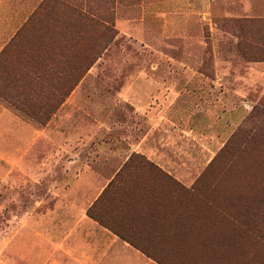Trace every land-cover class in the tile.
I'll return each mask as SVG.
<instances>
[{
    "label": "rangeland",
    "instance_id": "374dc122",
    "mask_svg": "<svg viewBox=\"0 0 264 264\" xmlns=\"http://www.w3.org/2000/svg\"><path fill=\"white\" fill-rule=\"evenodd\" d=\"M49 1L0 0V264H82L95 217L264 264V0Z\"/></svg>",
    "mask_w": 264,
    "mask_h": 264
},
{
    "label": "crops",
    "instance_id": "0c3cea01",
    "mask_svg": "<svg viewBox=\"0 0 264 264\" xmlns=\"http://www.w3.org/2000/svg\"><path fill=\"white\" fill-rule=\"evenodd\" d=\"M91 210H92L91 208L88 210L89 215L92 214V212H90ZM91 220L92 222L94 221L93 222L94 224L93 223H88V224H90L89 225L90 228H94V229L92 231L93 233L90 232L91 233L90 239L94 237L93 241H95V244L92 245H95V248L92 251H90L89 254L86 253V256L82 264H162L160 261L157 260L156 257L153 256L154 254L152 252H155L154 247H150L149 245H142V243L140 246H137L135 245V243H132L133 244L132 245L127 242H124L120 240L121 238L118 234H113L112 232H110L108 229H111L113 227H111L110 225H106L102 221L104 223L103 225L99 217L98 218L95 217V219L91 218ZM97 223L105 228L102 227L101 228L102 231L98 230L97 227L93 226ZM82 224L85 225L84 222H82ZM94 230H96V232H94ZM105 231L110 235L105 233ZM92 234L93 236H91ZM141 234L142 233H137L138 237L147 234L148 236L151 237L159 236L156 232L154 233L143 232V234L142 235ZM84 237L85 236H82L80 234L79 238H77V242L81 241L82 238ZM84 245L85 243L81 244L82 247H84Z\"/></svg>",
    "mask_w": 264,
    "mask_h": 264
},
{
    "label": "trees",
    "instance_id": "16d2710c",
    "mask_svg": "<svg viewBox=\"0 0 264 264\" xmlns=\"http://www.w3.org/2000/svg\"><path fill=\"white\" fill-rule=\"evenodd\" d=\"M54 0H50L49 2H53ZM74 2L75 3H77L78 4V0H74ZM84 17H86V16H84ZM87 18V17H86ZM64 45H66V44H64ZM73 47V46H72ZM74 48V47H73ZM78 49H77V47L76 48H74L72 51H77ZM51 57H53V56H51ZM96 57H97V55H96ZM55 58V57H54ZM48 60H50V61H53V60H55V59H52V58H47ZM59 59V58H58ZM90 62H92V61H90ZM66 63V62H65ZM63 69H65V70H70V69H68V68H66V67H64V66H61ZM43 68V66L41 67V68H37V67H33V69L32 70H30L29 71V76H30V81L32 82V81H34V79H36V77H38V76H41V73L40 72H42V78L43 79H45V77L46 78H48L49 77V75L53 72V69H51L52 67H50V66H48L46 69H42ZM87 69V68H86ZM85 69V70H86ZM80 76H81V71H80V73H78V75L76 76V80L74 81V83L72 84V87L75 85V83L78 81V79L80 78ZM33 83V82H32ZM71 90V87H69V88H67V89H62V91L60 92V93H62V95L63 94H68V92ZM58 105V104H57ZM56 107L57 106H55V107H51L48 111L50 112V113H53V111L56 109ZM39 118V117H38ZM45 118V117H44ZM178 234V233H177ZM176 237H177V235H176ZM182 239H185L186 241H188V243L187 244H189V245H195V240H194V238L193 237H191L190 235H189V237L187 238V236H184ZM171 240H172V238H171ZM199 245V244H198ZM200 246H201V244H200ZM201 249L202 250H204V247H201Z\"/></svg>",
    "mask_w": 264,
    "mask_h": 264
}]
</instances>
